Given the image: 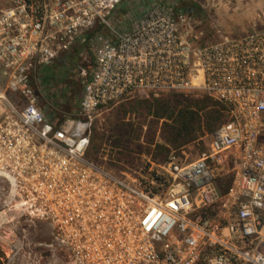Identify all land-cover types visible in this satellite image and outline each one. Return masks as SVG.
Segmentation results:
<instances>
[{
  "label": "built area",
  "instance_id": "obj_1",
  "mask_svg": "<svg viewBox=\"0 0 264 264\" xmlns=\"http://www.w3.org/2000/svg\"><path fill=\"white\" fill-rule=\"evenodd\" d=\"M191 9L0 0L1 208L49 224V264H264V24L207 41ZM83 48L94 67L60 122L40 105L47 68ZM195 87L228 116L201 156L114 169L86 157L93 113Z\"/></svg>",
  "mask_w": 264,
  "mask_h": 264
},
{
  "label": "rangeland",
  "instance_id": "obj_2",
  "mask_svg": "<svg viewBox=\"0 0 264 264\" xmlns=\"http://www.w3.org/2000/svg\"><path fill=\"white\" fill-rule=\"evenodd\" d=\"M160 1L174 8L191 6L192 9L184 14L190 16L191 22L204 31L207 41L216 40L221 34L242 36L264 24V0ZM78 56L77 62L60 63L47 72L50 82L45 85V95L41 97L40 105L48 113L76 116V105L83 94L85 81L94 67V52L83 48ZM154 98H176L182 105L190 104L194 108H197V104H204L207 109L221 107L223 116L220 121L224 123L228 119L221 102L203 88L135 94L91 115L92 137L86 157L95 163H101V159L103 162L109 161L116 158L112 146L122 147L121 142L128 147L127 153L135 155V163H144L148 158L162 163L172 151L191 160L210 149L216 130L211 133L206 130L207 132L200 133L194 141L182 147L169 144L166 141V122L171 123L172 120H156L147 113L145 106L142 107V103L139 105L140 101ZM203 129L206 127H202ZM130 131H134L135 136L127 137L126 135L130 136ZM126 146L123 147L126 149ZM113 166L110 168L114 169ZM50 240L51 228L47 222L32 218L19 210L2 209L0 201V259L4 264H44L45 261L49 264L45 244ZM42 255L44 258H41Z\"/></svg>",
  "mask_w": 264,
  "mask_h": 264
},
{
  "label": "trees",
  "instance_id": "obj_3",
  "mask_svg": "<svg viewBox=\"0 0 264 264\" xmlns=\"http://www.w3.org/2000/svg\"><path fill=\"white\" fill-rule=\"evenodd\" d=\"M185 8H191V6H179V8L176 9L180 11ZM80 50L81 49H77L74 52L75 55H70L69 57H67L65 59V62L68 64L77 62L79 57L78 52ZM47 71H50V68H47ZM141 103L142 107L145 106L147 108V113L153 115L156 120H172L171 123L166 122V126L168 128L166 131V141L169 144L174 145L175 147L185 146L189 142H192L197 137H199V134L202 132H214L215 130H217L218 126L222 124V121L220 120L223 116V108L221 107L207 109V106H205L204 104H197V108H194L190 104L182 105L180 101L176 100V98H154L152 100L147 99L144 101H140L139 105ZM205 109L207 110L205 111ZM203 112L204 114H202ZM55 116L59 118L60 122H62L66 118V116H57L56 114ZM202 127H206V129L202 130ZM131 135L135 136L134 131H130V136H126L131 137ZM121 143L123 144V146H126L125 143ZM123 146H112L111 149H113L116 158L110 159L109 161L105 162H103V160L101 159V164H105L107 166H115L119 161L122 160L126 163H135V155L127 153L126 150H129L128 147L126 146L125 149ZM103 151H105L104 148ZM0 264H4L1 259Z\"/></svg>",
  "mask_w": 264,
  "mask_h": 264
}]
</instances>
